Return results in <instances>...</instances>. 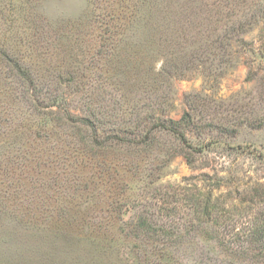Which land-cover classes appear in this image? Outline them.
Listing matches in <instances>:
<instances>
[{
  "label": "rangeland",
  "instance_id": "rangeland-1",
  "mask_svg": "<svg viewBox=\"0 0 264 264\" xmlns=\"http://www.w3.org/2000/svg\"><path fill=\"white\" fill-rule=\"evenodd\" d=\"M260 238L264 0H0V264H264Z\"/></svg>",
  "mask_w": 264,
  "mask_h": 264
},
{
  "label": "trees",
  "instance_id": "trees-1",
  "mask_svg": "<svg viewBox=\"0 0 264 264\" xmlns=\"http://www.w3.org/2000/svg\"><path fill=\"white\" fill-rule=\"evenodd\" d=\"M80 121L86 127V129H89V128L92 129L91 133L88 131V134L91 136L90 144L92 145V147L93 148L95 147V149H99V148L105 149V146L103 144L100 146V143H98L97 140L95 138H93V136L96 135V130L91 125V122L89 120H87V119H81ZM168 123L169 124L171 123L172 127H174V128H171V130L175 131L177 129V127L179 128V127L185 125L186 123H188V120H187V117L184 116L179 121L173 122V121L169 120ZM159 127H161L163 129V127H165V126L160 125ZM181 139H183V137ZM208 210H209V207L206 206L205 212H208ZM260 240L262 241V243H264V238H260ZM256 241H258V239H256Z\"/></svg>",
  "mask_w": 264,
  "mask_h": 264
}]
</instances>
